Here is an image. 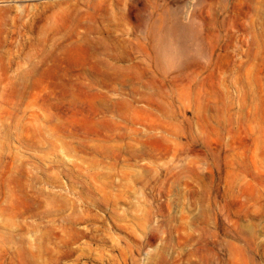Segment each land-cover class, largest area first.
Segmentation results:
<instances>
[{
    "label": "rangeland",
    "instance_id": "obj_1",
    "mask_svg": "<svg viewBox=\"0 0 264 264\" xmlns=\"http://www.w3.org/2000/svg\"><path fill=\"white\" fill-rule=\"evenodd\" d=\"M0 264H264V0H0Z\"/></svg>",
    "mask_w": 264,
    "mask_h": 264
},
{
    "label": "bare ground",
    "instance_id": "obj_2",
    "mask_svg": "<svg viewBox=\"0 0 264 264\" xmlns=\"http://www.w3.org/2000/svg\"><path fill=\"white\" fill-rule=\"evenodd\" d=\"M162 47V46H161ZM161 47H160V49H161ZM164 47V46H163ZM164 50H166L168 53H171V54H175L176 52H177V50L176 49H174V47H172V45H170V47H167V49H161V54L162 53H165V51Z\"/></svg>",
    "mask_w": 264,
    "mask_h": 264
}]
</instances>
